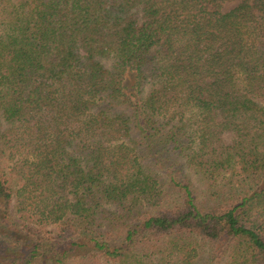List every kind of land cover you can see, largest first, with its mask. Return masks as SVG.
<instances>
[{"label":"trees","instance_id":"obj_1","mask_svg":"<svg viewBox=\"0 0 264 264\" xmlns=\"http://www.w3.org/2000/svg\"><path fill=\"white\" fill-rule=\"evenodd\" d=\"M263 215L264 0H0V264H264Z\"/></svg>","mask_w":264,"mask_h":264},{"label":"rangeland","instance_id":"obj_2","mask_svg":"<svg viewBox=\"0 0 264 264\" xmlns=\"http://www.w3.org/2000/svg\"><path fill=\"white\" fill-rule=\"evenodd\" d=\"M236 5V2H225L222 4L221 6V11L222 12H227L230 9H232L234 6ZM222 141L224 144H229L231 142L232 139V134L230 132H226L224 133L222 136ZM193 185L195 187V191H196V195H197V203L200 205H202L203 207H205L206 209H208L209 207H211L212 205L210 203H207L206 200H204L203 198V194L201 193L202 191V186L200 183L196 182L193 180ZM264 217V215H263ZM191 247H193L192 249H195V252L192 256V259L194 260V264H221L223 259H219V257L217 258H212V245L202 242V241H191ZM215 247V246H213Z\"/></svg>","mask_w":264,"mask_h":264}]
</instances>
